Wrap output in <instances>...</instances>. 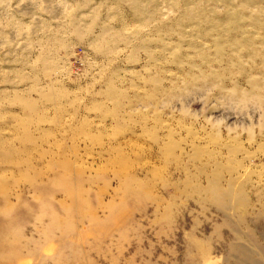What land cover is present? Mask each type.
Masks as SVG:
<instances>
[{
    "label": "rangeland",
    "instance_id": "obj_1",
    "mask_svg": "<svg viewBox=\"0 0 264 264\" xmlns=\"http://www.w3.org/2000/svg\"><path fill=\"white\" fill-rule=\"evenodd\" d=\"M0 2V264H264V0Z\"/></svg>",
    "mask_w": 264,
    "mask_h": 264
},
{
    "label": "bare ground",
    "instance_id": "obj_2",
    "mask_svg": "<svg viewBox=\"0 0 264 264\" xmlns=\"http://www.w3.org/2000/svg\"><path fill=\"white\" fill-rule=\"evenodd\" d=\"M3 1H4V0H3ZM0 3H1V2H0ZM3 3H4V2H3ZM27 3H28V2H26L25 5H28ZM33 3H34V2H33ZM30 4H31V3H30ZM31 7H32V5H31ZM0 9H2V8H0ZM30 10H31V8H30ZM8 21H9V20H8ZM17 35H18V34H17Z\"/></svg>",
    "mask_w": 264,
    "mask_h": 264
}]
</instances>
